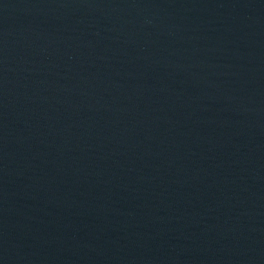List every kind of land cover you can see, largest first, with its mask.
I'll list each match as a JSON object with an SVG mask.
<instances>
[{
  "label": "water",
  "instance_id": "water-1",
  "mask_svg": "<svg viewBox=\"0 0 264 264\" xmlns=\"http://www.w3.org/2000/svg\"><path fill=\"white\" fill-rule=\"evenodd\" d=\"M0 264H264V0H0Z\"/></svg>",
  "mask_w": 264,
  "mask_h": 264
}]
</instances>
